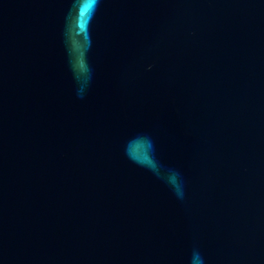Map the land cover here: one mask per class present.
Listing matches in <instances>:
<instances>
[{"label": "water", "instance_id": "1", "mask_svg": "<svg viewBox=\"0 0 264 264\" xmlns=\"http://www.w3.org/2000/svg\"><path fill=\"white\" fill-rule=\"evenodd\" d=\"M0 264H264V0H0Z\"/></svg>", "mask_w": 264, "mask_h": 264}]
</instances>
